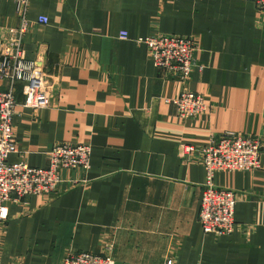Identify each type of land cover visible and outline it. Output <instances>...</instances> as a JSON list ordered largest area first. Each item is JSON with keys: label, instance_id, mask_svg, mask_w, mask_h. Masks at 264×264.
Instances as JSON below:
<instances>
[{"label": "crops", "instance_id": "crops-1", "mask_svg": "<svg viewBox=\"0 0 264 264\" xmlns=\"http://www.w3.org/2000/svg\"><path fill=\"white\" fill-rule=\"evenodd\" d=\"M27 12L24 56L41 64L52 98L24 106V84L16 85L9 161L44 167L54 144L70 142L92 146L91 166L62 170L54 194L8 203L0 259L63 264L87 251L115 264H264V13L256 3L31 0ZM22 23L15 0H0V44L12 47ZM156 34L196 38L190 78L157 68L136 41ZM184 90L205 98L193 117L179 115ZM224 132L259 136L263 150L259 168L216 174L238 199L235 231L218 236L199 222L204 165L182 148Z\"/></svg>", "mask_w": 264, "mask_h": 264}, {"label": "built area", "instance_id": "built-area-1", "mask_svg": "<svg viewBox=\"0 0 264 264\" xmlns=\"http://www.w3.org/2000/svg\"><path fill=\"white\" fill-rule=\"evenodd\" d=\"M31 0H15L20 17L21 36L13 46L0 44V80L6 88L0 91V227L9 216L8 203L31 195L54 194L61 181L64 169H84L91 166L92 146L85 143L59 142L49 151V162L44 167H34L26 161L10 162L9 156L16 152L13 118L17 112L16 85H24V106L44 108L51 104L52 86L41 64L28 60L22 48V35L27 29V11ZM258 10L264 13V0H253ZM38 22L47 24L49 19L40 16ZM126 39L128 32H120ZM145 43L154 65L171 71L182 80H187L196 66L198 43L192 36L156 34L136 37ZM180 116L193 117L206 108L204 96L196 91L184 90L175 100ZM263 139L259 136L224 132L215 135L201 147L186 144L182 157L198 154L206 170L203 185L199 222L205 233L218 236L235 231L237 194L234 189L220 187L215 183L216 174L254 170L261 165ZM0 264H8L0 259ZM63 264H115L111 255L82 251L69 254Z\"/></svg>", "mask_w": 264, "mask_h": 264}, {"label": "rangeland", "instance_id": "rangeland-1", "mask_svg": "<svg viewBox=\"0 0 264 264\" xmlns=\"http://www.w3.org/2000/svg\"><path fill=\"white\" fill-rule=\"evenodd\" d=\"M182 92H183V91H182ZM182 92H181V93H182ZM181 93H180V94H181ZM222 236H223V235H222Z\"/></svg>", "mask_w": 264, "mask_h": 264}, {"label": "bare ground", "instance_id": "bare-ground-1", "mask_svg": "<svg viewBox=\"0 0 264 264\" xmlns=\"http://www.w3.org/2000/svg\"><path fill=\"white\" fill-rule=\"evenodd\" d=\"M173 35V34H172ZM190 78V77H189Z\"/></svg>", "mask_w": 264, "mask_h": 264}]
</instances>
